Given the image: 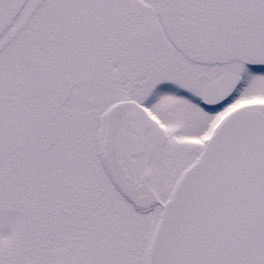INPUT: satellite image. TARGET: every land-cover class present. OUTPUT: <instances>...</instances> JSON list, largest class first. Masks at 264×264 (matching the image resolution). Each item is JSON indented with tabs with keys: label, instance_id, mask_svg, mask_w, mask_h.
<instances>
[{
	"label": "snow or ice",
	"instance_id": "6c2138e0",
	"mask_svg": "<svg viewBox=\"0 0 264 264\" xmlns=\"http://www.w3.org/2000/svg\"><path fill=\"white\" fill-rule=\"evenodd\" d=\"M0 264H264V0H0Z\"/></svg>",
	"mask_w": 264,
	"mask_h": 264
}]
</instances>
